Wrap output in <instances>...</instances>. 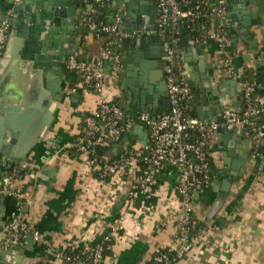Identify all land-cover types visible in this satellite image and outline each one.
<instances>
[{"label": "crops", "instance_id": "obj_1", "mask_svg": "<svg viewBox=\"0 0 264 264\" xmlns=\"http://www.w3.org/2000/svg\"><path fill=\"white\" fill-rule=\"evenodd\" d=\"M112 2L100 10L98 16L102 22L114 21L119 16ZM18 3L3 4L0 17L9 9L10 20L15 17L11 8ZM77 9L72 34L78 45L72 54H78L94 66L103 38L81 25V6ZM228 15L226 27L232 43L233 65L239 75L243 69H253L255 90L264 93V0H228ZM121 20L126 31L135 29L131 20ZM61 23L65 21L61 20ZM17 36L8 33L0 56V90L3 97L24 102L32 95L33 73L38 69L6 54ZM195 38L186 30L180 38L182 66L196 97L190 114L198 117L201 101L203 111L209 117L207 120L218 118L221 103L241 110L239 77L221 74V56L214 45H203ZM161 41L167 43L165 34L161 35ZM127 53H130L128 39L118 78H109L107 63L99 70L106 78L107 95L121 106L128 101V108H123L135 113L133 94L138 97L141 90L152 93L160 71L145 64L141 67L142 60ZM140 69L145 79L138 75ZM210 75H217V79L211 81ZM76 80L77 76L75 80L66 76L62 80L61 92L53 95L55 99L51 102L50 126L25 156V164L34 172H20L17 167L8 177L9 189L24 195L21 199L23 219L41 235L39 241L29 243V235L22 240L17 247L23 252L22 256L15 253V248L2 246L6 226L17 212V199L0 192V256L9 264H66L56 256L55 250L65 251L73 243L102 235L109 223L121 214L122 206L116 208L121 199L109 200L107 186L101 184L86 156L65 149L84 123V116L95 108L97 99L92 93L80 94L79 100L74 94L68 95V87ZM158 110L168 109L161 105ZM261 118L264 120V114ZM128 137L139 139L135 134ZM253 149L251 139L224 129L220 133L216 131L207 143L205 150L211 163L212 181L209 187L197 188L192 194L193 216L201 227L186 263L195 259L196 264H264V158H252ZM175 183L176 173L172 169H163L154 195L156 202L150 205L153 206L151 212H147L150 215L137 212L127 216L122 232L125 240H113V262L110 264H144L156 248L168 243L178 210Z\"/></svg>", "mask_w": 264, "mask_h": 264}, {"label": "built area", "instance_id": "obj_2", "mask_svg": "<svg viewBox=\"0 0 264 264\" xmlns=\"http://www.w3.org/2000/svg\"><path fill=\"white\" fill-rule=\"evenodd\" d=\"M20 1L14 0L15 3ZM112 1L81 0L84 6L79 16L81 25L92 34L104 37L105 42L94 66L78 54H70L66 59V71L77 75L76 82L68 87V95L92 93L97 99L95 108L84 116V123L65 149L86 156L101 184L107 186L109 200L121 199L122 211L117 220L109 223L107 233L102 234L100 240L91 238L73 243L68 252L55 250V254L66 264L112 263L114 244L110 241L115 238L125 240L122 232L127 216L137 212L150 215L147 212H151L153 206H137L136 199L154 196L159 175L167 168L176 173L174 189L178 210L174 216L173 234L168 243L156 248L144 264H178L181 261L196 264L195 256L192 257L194 262L186 261L198 237V233L193 232L197 220L193 216L192 194L197 188L209 187L212 181L211 163L205 147L218 129H224L251 139L252 158H264V120L256 121L264 114V93L254 95V83L242 80L239 81L243 100L241 110L224 107L215 120L188 114L195 94L181 62L182 26L201 44L214 45L221 56V74L240 77L233 65L232 43L226 29L228 0H156V26L166 35L168 43L163 71L170 107L157 114L154 121L146 113L126 111L107 95L106 78L99 67L109 64V78H118L123 56L114 48L138 30L126 31L119 16L111 22L99 20L100 10ZM10 15L9 9L0 18V56L10 30ZM140 125L146 132L143 140H128L132 129ZM116 145L119 146L115 148ZM99 148L105 153L97 158L95 151ZM0 192L17 199V212L6 226L2 246L17 248L28 235L39 241L40 233L23 219L21 199L24 195L9 189L7 177H0Z\"/></svg>", "mask_w": 264, "mask_h": 264}, {"label": "water", "instance_id": "obj_3", "mask_svg": "<svg viewBox=\"0 0 264 264\" xmlns=\"http://www.w3.org/2000/svg\"><path fill=\"white\" fill-rule=\"evenodd\" d=\"M13 2L14 0H0V14L3 4ZM112 5L123 20H131L134 28L137 26L138 31L128 39L130 53L127 55L142 60L141 67L145 64L146 67H155L160 71L159 79H155L152 86V93L141 90L138 97L136 94L132 97L136 103L135 113H146L148 118L154 121V113H161L158 110L161 105L166 109L170 107L162 76L168 43L161 41L163 33L156 26L155 14L149 0H114ZM79 6H82L81 0H22L11 8L15 17L10 20L9 33L18 36L11 41L6 54L13 58L16 56L25 62L22 64L38 70L33 73L32 95L26 97L24 102L12 97L5 98L0 90V177L8 178L17 167L20 172H34L25 164V156L40 142L50 126L51 102L55 99L53 95L60 94L62 80L65 76L75 80L77 76L75 72L65 73L63 69L67 57L72 54L75 45H78L72 30ZM61 20L65 23H61ZM142 71L140 69L138 75L145 79ZM208 78L213 81L217 79V75H210ZM73 96L79 100L81 95L75 93ZM227 105L228 103H221L218 111ZM123 106L128 108V101L124 102ZM197 116L204 120L209 118L203 111L202 101L197 108ZM222 131L223 129L217 130L219 133ZM129 134H135L142 140L146 136L142 125L136 126ZM121 205L119 202L116 208ZM106 233L107 229L103 235ZM27 239L29 243L33 241L31 236ZM16 252L20 256L23 254L19 248H15ZM0 264L9 263L0 256Z\"/></svg>", "mask_w": 264, "mask_h": 264}, {"label": "trees", "instance_id": "obj_4", "mask_svg": "<svg viewBox=\"0 0 264 264\" xmlns=\"http://www.w3.org/2000/svg\"><path fill=\"white\" fill-rule=\"evenodd\" d=\"M84 9V6L82 5L81 6V10H83ZM98 19V16H97V18H96V20ZM201 21V19H199V22ZM84 27V26H83ZM84 28H86V27H84ZM87 29V28H86ZM227 29V28H226ZM183 30H186V31H188V29L185 27V26H182V28H181V33L183 32ZM189 32V31H188ZM227 33L229 34V32H228V30H227ZM230 36V35H229ZM103 38V43L105 42L104 40V37H102ZM210 45H211V43H209ZM125 45H126V40L122 43V44H120V45H117V46H115V50H117L119 53H123V51H124V49H125ZM254 78H255V74H254V72H253V69H243V71H242V73H241V75H240V77H239V79H240V81H242V80H246V81H249V82H254ZM259 94H261V93H259L258 91H254V95H259ZM196 101V97H195V95H194V99L192 100V107H191V110H193V103ZM188 114H190V110L188 111ZM262 117V116H261ZM261 117H259V118H257L256 119V121L258 122V123H260V122H262L263 121V118H261ZM127 136V134H125V137ZM128 140H130V138H127ZM105 153V150L104 149H96V151H95V156L97 157V158H99L101 155H103ZM212 174V173H211ZM156 202V198H155V196H139L137 199H136V205L138 206V205H141L142 203H144L146 206H150V205H153L154 203ZM201 227V225H200V223L197 221V224H196V226H195V228H194V230H193V232H197L198 233V231H199V228ZM102 238V235H100V236H98V237H96L95 239H94V241L96 240V241H98V240H100ZM111 243H113V240H111L110 241ZM69 251V249H66L64 252H68ZM108 254H111V252H108Z\"/></svg>", "mask_w": 264, "mask_h": 264}, {"label": "flooded vegetation", "instance_id": "obj_5", "mask_svg": "<svg viewBox=\"0 0 264 264\" xmlns=\"http://www.w3.org/2000/svg\"><path fill=\"white\" fill-rule=\"evenodd\" d=\"M149 3L151 5L152 11L155 14L154 19L156 21V15H157V9H156V0H149ZM66 62V61H65ZM64 68H65V63H64ZM64 72H66L65 69H63ZM162 76H163V80L165 81V77H164V71L162 70Z\"/></svg>", "mask_w": 264, "mask_h": 264}, {"label": "rangeland", "instance_id": "obj_6", "mask_svg": "<svg viewBox=\"0 0 264 264\" xmlns=\"http://www.w3.org/2000/svg\"><path fill=\"white\" fill-rule=\"evenodd\" d=\"M109 98L112 99L111 96H109ZM113 100H114V99H113Z\"/></svg>", "mask_w": 264, "mask_h": 264}]
</instances>
